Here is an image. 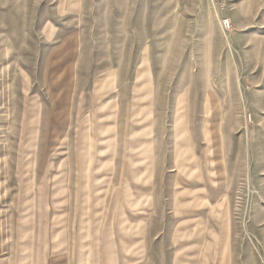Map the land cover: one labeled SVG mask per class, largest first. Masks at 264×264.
<instances>
[{"label":"rangeland","instance_id":"obj_1","mask_svg":"<svg viewBox=\"0 0 264 264\" xmlns=\"http://www.w3.org/2000/svg\"><path fill=\"white\" fill-rule=\"evenodd\" d=\"M0 264H264V0H0Z\"/></svg>","mask_w":264,"mask_h":264},{"label":"built area","instance_id":"obj_2","mask_svg":"<svg viewBox=\"0 0 264 264\" xmlns=\"http://www.w3.org/2000/svg\"><path fill=\"white\" fill-rule=\"evenodd\" d=\"M223 24H224L225 27H228L229 26V23L226 20L223 22Z\"/></svg>","mask_w":264,"mask_h":264}]
</instances>
